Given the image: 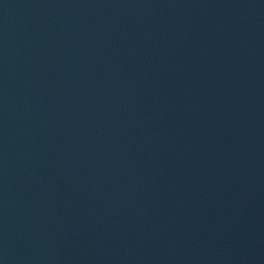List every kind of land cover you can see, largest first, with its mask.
Returning <instances> with one entry per match:
<instances>
[{"label":"water","instance_id":"water-1","mask_svg":"<svg viewBox=\"0 0 264 264\" xmlns=\"http://www.w3.org/2000/svg\"><path fill=\"white\" fill-rule=\"evenodd\" d=\"M0 264H170L121 0H0Z\"/></svg>","mask_w":264,"mask_h":264}]
</instances>
